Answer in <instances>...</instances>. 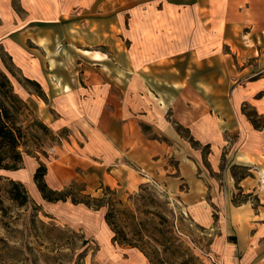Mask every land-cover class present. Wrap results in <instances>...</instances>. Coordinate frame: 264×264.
Segmentation results:
<instances>
[{
  "label": "rangeland",
  "instance_id": "rangeland-1",
  "mask_svg": "<svg viewBox=\"0 0 264 264\" xmlns=\"http://www.w3.org/2000/svg\"><path fill=\"white\" fill-rule=\"evenodd\" d=\"M251 3V0H10L13 21L0 18V71L29 109L25 113L28 132L23 158L36 149L52 163V150L60 146L59 137L66 138L68 133L62 130L53 136L40 124L30 110L38 89L25 79L41 83L42 77L49 79L54 75L76 80L79 89H86L98 79L116 81L125 74L137 78L140 74L144 79L142 84L137 80V89L142 86V92L155 107L154 113L164 112L166 119H170L172 108L166 110V105H172L178 96L163 79L167 66L147 69L145 65L151 59L164 63L168 59L172 62L168 65L170 73L182 75L190 89L197 81L199 87L203 86V96L186 98L189 107L200 109L194 112L200 116L191 118H199L208 137H212L214 124L222 127L224 141L220 140V145L196 146L201 156L199 173L221 187L227 168L232 176L243 175L245 169L232 161L247 149L260 151L264 147L263 132L259 134L255 128L246 131L247 121L264 125V118H258L256 110L264 94V85L258 89L264 84V19L252 16ZM5 22L11 25L5 27ZM27 23L31 27L27 34L30 40H19V31ZM56 86L61 90L60 85ZM40 89L44 98L41 85ZM43 102L47 104L48 99ZM40 105L44 108V104ZM236 118L242 120L238 129L224 132L233 124L229 119L236 121ZM171 120L176 121L173 117ZM181 134L189 135L188 130ZM241 137L247 138L237 153ZM215 151L220 153L217 172L209 163ZM61 165V161L53 162L51 167ZM245 168L252 176L257 172L253 165ZM21 169L29 170L23 164ZM7 175L0 173V264H149L140 251L111 242L112 233L104 221L105 209L93 211L70 201L46 202L30 187L29 181L34 184L33 175L29 180L24 177L22 181H14L21 183L29 196V203L19 206L10 199L13 181ZM73 183L77 190H83L81 195L91 198L103 197L106 188L101 183L88 186L78 177L63 189ZM110 190L115 196L108 199L120 201L123 208L119 209L137 216L134 222L149 230L156 227L161 233L170 232L168 236H154L168 252L152 242L147 250L152 264H227L231 255L226 251L229 245L218 206H211L214 223L202 226L182 203L166 192L159 180H148L132 191ZM243 202L254 208L259 204L256 196L238 191L234 203ZM159 217L166 223L159 225L162 222ZM123 219L126 221L124 216ZM263 221L257 219L256 224Z\"/></svg>",
  "mask_w": 264,
  "mask_h": 264
},
{
  "label": "crops",
  "instance_id": "crops-1",
  "mask_svg": "<svg viewBox=\"0 0 264 264\" xmlns=\"http://www.w3.org/2000/svg\"><path fill=\"white\" fill-rule=\"evenodd\" d=\"M251 2L252 16L264 19V0ZM10 11V0H0V18L8 17L13 21ZM10 25L5 22V27ZM22 28L19 40H30L27 34L31 27L27 23ZM171 63L168 59H165V63L151 59L145 65L147 69L167 66L163 70V79L171 91L177 92L178 99L172 105L167 103L166 110L172 108L175 122L170 116V119H166L164 112L154 113L155 107L149 101V96L142 92V86L137 89V80L142 84L143 75L139 74L137 78V75L125 74L116 81L102 78L96 83H89L91 85L86 89H79L76 80L61 79L54 75L53 79L42 77L41 83H38L48 102L45 104L37 97L31 100L30 110L53 136L62 130L68 131L66 138L59 137L60 146L52 150L53 162L61 161L62 165L51 167L53 162L42 158L38 150L34 149L33 154H25L26 158H23V165L28 166V171L0 170V173H7V177L13 182L22 181L24 177L29 180L38 167V162H44L47 168L45 182L55 191H61L68 182L75 181L78 177L84 179L88 186L94 187L101 183L118 193L120 189L132 191L151 179L159 180L166 192L182 203L192 218L202 226L214 223L211 206H218L226 232L224 238L229 245L226 251L231 255L227 264H264V221L256 224L257 219L264 220V147L260 151L247 149L232 161L239 162L236 163L239 167H248L250 164L257 169L253 173L255 175L241 179L238 183L228 168L223 172V187L216 185L214 181H208L205 174L199 173V151L176 130V126L188 130L189 137L198 146L203 143L211 148L220 145L218 142L222 140V127L214 124L212 137H208L199 118H191V115L199 117L200 113L194 112L200 109L189 107L187 99H191L192 95L203 96V86L200 85V89V82L197 81L192 84L194 88L190 89L182 75L174 76L170 73L172 70L168 65ZM245 71L247 69L241 73ZM56 82L61 90H58ZM248 86L253 90L251 85ZM263 95L261 94L258 101L260 105L256 109L259 116L264 115ZM40 103L44 104V108H41ZM182 106L184 110H179ZM158 107L161 109L160 105ZM201 115H204V111ZM229 121L233 124L226 127L224 132L235 131L242 120L236 118V121ZM247 123L249 126L246 131L249 133L254 128L250 122ZM254 131L262 135L264 133V130ZM245 138L247 137H241V141L237 142V153L240 147L243 148ZM209 163L212 170L217 172L220 153L213 152ZM29 182L31 189L39 194L35 184ZM238 191L256 196L259 204L255 208L248 202L235 205L234 196ZM139 262L137 258V263Z\"/></svg>",
  "mask_w": 264,
  "mask_h": 264
},
{
  "label": "trees",
  "instance_id": "trees-1",
  "mask_svg": "<svg viewBox=\"0 0 264 264\" xmlns=\"http://www.w3.org/2000/svg\"><path fill=\"white\" fill-rule=\"evenodd\" d=\"M8 70V69H7ZM9 71V70H8ZM25 82L37 87L35 91L36 95L43 99V94L40 95V85L29 79H25ZM28 106L13 90V87L5 73L0 71V170L2 171H17L21 169L23 164V151L25 148V141L27 139L28 127L25 125V113L28 111ZM258 118H264V116H257ZM251 125L256 130H263L264 125H259L255 120H250ZM42 124V123H40ZM43 125V124H42ZM44 126V125H43ZM46 128V127H45ZM176 130L179 133L183 132V128L176 126ZM189 142L196 147L197 144L189 137ZM209 148V146H207ZM236 168V167H235ZM245 173L240 177H236L233 173V177L236 183L241 179L250 177L248 168H245ZM47 174V168L39 163L38 167L33 173V182L41 196V198L49 203L66 202L70 201L73 205H84L88 209L93 211H100L105 209L104 221L109 227L112 233L111 242L119 246H127L129 248L140 251L144 257L151 263V258L147 250L151 249V243L163 247L164 252L168 250L155 239L156 234H161L163 237L170 235L169 231H160L154 227L153 230H149L145 225L136 223L137 216H133L131 213L119 209L123 208V204L120 201L108 199L115 196V194L109 189L105 188L103 197L91 198L86 195H81L83 190H77V185L71 186L61 190L55 191L48 187L45 182V176ZM12 190L9 192L10 199L15 201L19 206H25L29 203L28 192L21 183L12 182ZM116 201V202H115ZM123 216L126 221H122ZM161 216V215H159ZM162 221L159 225L166 223L163 217H159Z\"/></svg>",
  "mask_w": 264,
  "mask_h": 264
}]
</instances>
